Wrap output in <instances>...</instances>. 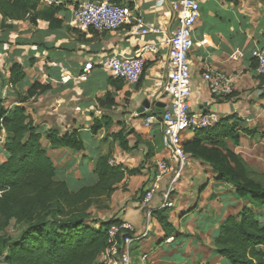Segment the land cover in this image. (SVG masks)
<instances>
[{
	"label": "crops",
	"instance_id": "obj_1",
	"mask_svg": "<svg viewBox=\"0 0 264 264\" xmlns=\"http://www.w3.org/2000/svg\"><path fill=\"white\" fill-rule=\"evenodd\" d=\"M41 6H59L54 21L29 17L13 21L0 14V102L11 110L19 106L33 121L41 135L40 143L56 170V179L65 181L72 191L92 185L94 163L110 154V165L125 174L110 196V212L101 220L129 223L132 234L146 236L132 245L134 264H230L215 253L214 240L228 216L236 215L243 203L228 184L215 181L211 168L189 155L180 180L174 206L167 209L175 232L165 236L155 218L146 222L140 200L156 171V162L168 160L158 124L145 127V118L159 115L169 103V49L164 41L177 27V0H40ZM82 1H108L129 4L146 27L159 34L133 35L131 25L111 32L82 31L71 24V10ZM199 12L193 27L189 53L190 113H214L221 122L234 123L238 145L227 147L239 155L255 172H264V79L256 72L255 51H264V0H197ZM156 50L145 56L143 74L135 85L110 77L101 63L112 55L132 57L144 45ZM93 69L86 82L77 76L84 64ZM19 67L23 79L11 83V73ZM228 80L229 90L212 94L203 75ZM63 75L73 79L60 82ZM34 85L44 92L22 99ZM151 103L141 116L142 102ZM154 103V105H152ZM101 129L91 134L94 123ZM59 138L75 134L84 147L77 153L53 148L46 136ZM119 133L126 147L120 145ZM193 132L182 134V143L191 141ZM4 136L1 135V140ZM5 160L0 151V162ZM132 171V172H131ZM170 175L160 182L159 192L149 207L161 203V194ZM140 186L139 191L137 190ZM103 200V198L101 199ZM105 200V199H104ZM249 207L250 205H245ZM264 226V208L251 207ZM264 249V248H263ZM101 257H98L100 262Z\"/></svg>",
	"mask_w": 264,
	"mask_h": 264
},
{
	"label": "trees",
	"instance_id": "obj_2",
	"mask_svg": "<svg viewBox=\"0 0 264 264\" xmlns=\"http://www.w3.org/2000/svg\"><path fill=\"white\" fill-rule=\"evenodd\" d=\"M41 3L0 0V14L13 21L26 17L30 23L39 19L54 21L60 7ZM22 79L21 69L14 67L11 83ZM44 90L32 86L21 103ZM100 129V123H94L91 134L96 135ZM118 137L120 145L126 147L120 133ZM46 138L53 148L84 151L75 134L59 138L52 133ZM40 140L41 135L23 108L7 110L0 102V151L5 156L0 162V264H101L98 257L109 246L108 232L120 222L93 219L90 208L102 198L109 199L125 174L110 165L107 153L94 163L95 183L72 191L65 181L56 179L54 164ZM227 140L238 145L236 126L220 122L211 130L195 132L192 140L183 144V150L192 159L207 164L215 181L233 187L243 203L241 211L228 216L219 227L215 253L230 264H264V226L254 211L245 206L264 208V172L251 170L227 147ZM152 217L166 237L175 232L167 209L154 211ZM124 232L119 230L115 234L118 243L128 234Z\"/></svg>",
	"mask_w": 264,
	"mask_h": 264
},
{
	"label": "built area",
	"instance_id": "obj_3",
	"mask_svg": "<svg viewBox=\"0 0 264 264\" xmlns=\"http://www.w3.org/2000/svg\"><path fill=\"white\" fill-rule=\"evenodd\" d=\"M177 27L164 41L169 49V103L164 107L161 114H149L144 121L145 127L158 124L162 128V144L168 152V160L156 162V171L152 180L147 184L140 200V206L144 210V218L149 222L152 213L157 210L170 209L174 206V196L177 186L188 166L189 156L183 150L182 134L185 132H197L211 130L217 127L221 120L214 113H190V73L188 56L192 49L191 34L198 18L199 4L197 0H177ZM72 26L82 31L97 33L111 32L125 25H131L130 32L133 35L145 36L159 34L160 30L146 27L142 18L134 15V11L128 4H116L108 1L79 2L71 10ZM156 50L153 44L144 45L140 51L132 57L112 55L101 63V69L114 79L121 80L127 84L135 85L139 82L145 65V56ZM256 72L264 79V51H255ZM93 69L91 63L84 64L80 70L77 80L86 82ZM73 78L63 75L60 82L65 84ZM203 79L209 82L212 94H223L229 90L228 80L212 77L210 74L203 75ZM264 93V89L261 90ZM154 105V103H152ZM1 142V141H0ZM170 175V182L161 194V203L156 208L149 207L153 197L159 192L160 182ZM123 230L128 234L118 243L115 234ZM124 232V233H125ZM109 246L100 255L101 264H134L131 255L132 245L143 239L146 234L139 236L132 234V226L121 222L113 226L108 232Z\"/></svg>",
	"mask_w": 264,
	"mask_h": 264
},
{
	"label": "rangeland",
	"instance_id": "obj_4",
	"mask_svg": "<svg viewBox=\"0 0 264 264\" xmlns=\"http://www.w3.org/2000/svg\"><path fill=\"white\" fill-rule=\"evenodd\" d=\"M140 186L141 185H139V187L137 189L138 191L140 189ZM251 207H254V206H249V208H251ZM108 211L110 212L108 199L100 200L99 203L95 204L94 206H92L90 208V213H91L93 219L94 218L102 219L105 215L108 214Z\"/></svg>",
	"mask_w": 264,
	"mask_h": 264
},
{
	"label": "water",
	"instance_id": "obj_5",
	"mask_svg": "<svg viewBox=\"0 0 264 264\" xmlns=\"http://www.w3.org/2000/svg\"><path fill=\"white\" fill-rule=\"evenodd\" d=\"M153 105V104H152ZM155 107H159V108H164V105L163 104H155L154 105ZM151 107V103L148 101V100H145L142 102L141 106L138 108V110L136 111V115L137 116H141L144 114L145 110H149Z\"/></svg>",
	"mask_w": 264,
	"mask_h": 264
}]
</instances>
